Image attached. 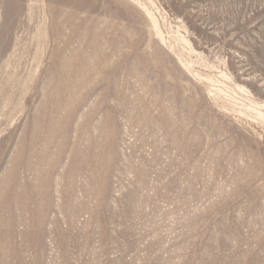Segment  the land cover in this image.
Returning <instances> with one entry per match:
<instances>
[{
    "label": "rangeland",
    "instance_id": "1",
    "mask_svg": "<svg viewBox=\"0 0 264 264\" xmlns=\"http://www.w3.org/2000/svg\"><path fill=\"white\" fill-rule=\"evenodd\" d=\"M0 264H264V0H0Z\"/></svg>",
    "mask_w": 264,
    "mask_h": 264
}]
</instances>
